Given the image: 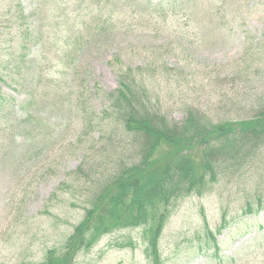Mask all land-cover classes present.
Masks as SVG:
<instances>
[{
    "label": "rangeland",
    "instance_id": "1",
    "mask_svg": "<svg viewBox=\"0 0 264 264\" xmlns=\"http://www.w3.org/2000/svg\"><path fill=\"white\" fill-rule=\"evenodd\" d=\"M126 67L145 70L176 123L190 106L215 123L249 117L264 101V0H0V264L64 250L99 189L103 92ZM263 178L264 151L174 200L162 264H264ZM145 232L104 235L75 264H152Z\"/></svg>",
    "mask_w": 264,
    "mask_h": 264
},
{
    "label": "trees",
    "instance_id": "2",
    "mask_svg": "<svg viewBox=\"0 0 264 264\" xmlns=\"http://www.w3.org/2000/svg\"><path fill=\"white\" fill-rule=\"evenodd\" d=\"M116 80V90L103 92L108 107L102 114L110 133L99 189L64 250H49L43 264H75L79 253L91 250L104 235L140 226L146 228L152 264H162L159 241L173 201L201 195L218 180L250 167L264 151L261 99L254 114L240 120L215 123L206 111L190 106L182 123H176L156 104L143 68H119ZM193 149L197 159L188 155Z\"/></svg>",
    "mask_w": 264,
    "mask_h": 264
}]
</instances>
